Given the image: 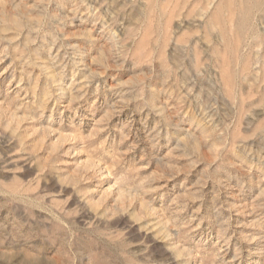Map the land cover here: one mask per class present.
Wrapping results in <instances>:
<instances>
[{
	"label": "rangeland",
	"instance_id": "1",
	"mask_svg": "<svg viewBox=\"0 0 264 264\" xmlns=\"http://www.w3.org/2000/svg\"><path fill=\"white\" fill-rule=\"evenodd\" d=\"M0 264H264V0H0Z\"/></svg>",
	"mask_w": 264,
	"mask_h": 264
}]
</instances>
